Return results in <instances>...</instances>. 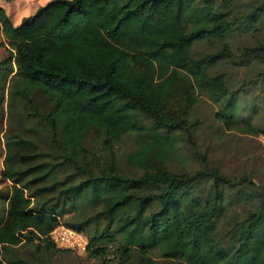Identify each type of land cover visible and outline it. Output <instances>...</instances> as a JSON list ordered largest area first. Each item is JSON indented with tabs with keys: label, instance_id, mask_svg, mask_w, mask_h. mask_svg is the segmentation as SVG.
I'll return each mask as SVG.
<instances>
[{
	"label": "trees",
	"instance_id": "1",
	"mask_svg": "<svg viewBox=\"0 0 264 264\" xmlns=\"http://www.w3.org/2000/svg\"><path fill=\"white\" fill-rule=\"evenodd\" d=\"M216 4L47 0L17 25L0 5V264H25L16 251L26 246L71 252L48 238L59 224L83 231L93 258L114 245L134 264H264V192L231 193L244 178L164 163L180 154L181 140L192 142L200 122L189 117L201 95L226 130L259 132L239 119L225 75L209 70L231 56L234 19ZM245 17L264 18V0ZM212 39L218 51L191 55L193 44ZM241 52L264 71V43ZM91 137L102 158L87 146ZM125 137L134 148L123 163L137 176L114 156ZM244 198L257 203L225 227Z\"/></svg>",
	"mask_w": 264,
	"mask_h": 264
},
{
	"label": "rangeland",
	"instance_id": "2",
	"mask_svg": "<svg viewBox=\"0 0 264 264\" xmlns=\"http://www.w3.org/2000/svg\"><path fill=\"white\" fill-rule=\"evenodd\" d=\"M47 0H0V5L13 25L20 19L31 14L38 6ZM261 0H215L221 4L223 11L232 14L230 31L225 43L231 53L230 59L221 61L209 70L214 73L222 72L226 77V86L234 92L239 99V119L248 122L259 130L257 134H246L242 129L226 130L214 117L217 105L204 96H199L191 110L190 120H199L197 130L191 134L192 142L181 140L180 154L164 163L173 171L191 172L202 167H214L221 174L231 180H240V184L232 185L229 192L236 189L246 191L254 189L264 192V71L262 65L250 56L243 55L242 49L250 48L264 43V18L257 24L250 22L246 13ZM223 4V5H222ZM219 8V7H218ZM221 48L217 39L203 40L192 45L191 55L199 53H213ZM5 56V46L0 33V60ZM262 136V137H261ZM92 137L87 146L92 152L102 158L105 149L99 141L95 143ZM2 138L0 132V156L2 155ZM134 148L133 140L123 138L114 145V156L120 162L121 170L126 174L139 175V170L123 163V158ZM1 161V158H0ZM1 168V162H0ZM0 190L6 188L0 184ZM241 191V193H242ZM239 199L238 203L229 208L226 226L231 225V219H241L248 210L254 208L257 200L245 201ZM70 214V213H69ZM68 214V215H69ZM67 218V217H65ZM31 246L17 249L16 256L23 259L25 264H134V257L124 261L118 254L114 245H109L104 257L93 258L86 253L66 251H36ZM158 262L155 251L150 253Z\"/></svg>",
	"mask_w": 264,
	"mask_h": 264
},
{
	"label": "built area",
	"instance_id": "3",
	"mask_svg": "<svg viewBox=\"0 0 264 264\" xmlns=\"http://www.w3.org/2000/svg\"><path fill=\"white\" fill-rule=\"evenodd\" d=\"M48 238L59 250L84 253L88 246V238L83 231H78L62 224L54 227L49 232Z\"/></svg>",
	"mask_w": 264,
	"mask_h": 264
},
{
	"label": "crops",
	"instance_id": "4",
	"mask_svg": "<svg viewBox=\"0 0 264 264\" xmlns=\"http://www.w3.org/2000/svg\"><path fill=\"white\" fill-rule=\"evenodd\" d=\"M0 184H3V183H0ZM1 186V185H0Z\"/></svg>",
	"mask_w": 264,
	"mask_h": 264
}]
</instances>
